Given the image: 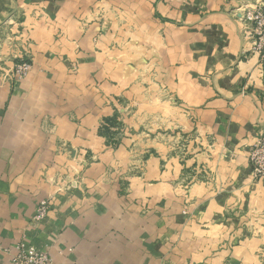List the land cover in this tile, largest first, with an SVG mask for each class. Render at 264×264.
<instances>
[{
  "label": "crops",
  "instance_id": "crops-1",
  "mask_svg": "<svg viewBox=\"0 0 264 264\" xmlns=\"http://www.w3.org/2000/svg\"><path fill=\"white\" fill-rule=\"evenodd\" d=\"M241 2L0 0L9 55L33 58L0 80V264L20 242L53 264H264V58Z\"/></svg>",
  "mask_w": 264,
  "mask_h": 264
},
{
  "label": "built area",
  "instance_id": "built-area-1",
  "mask_svg": "<svg viewBox=\"0 0 264 264\" xmlns=\"http://www.w3.org/2000/svg\"><path fill=\"white\" fill-rule=\"evenodd\" d=\"M241 20L243 29H252L250 35L252 43V52H256L264 58V0L257 1L254 6L249 7L244 4ZM248 34V32H247ZM30 68L29 62L23 60L17 63L13 70L15 75L22 77L27 74ZM249 162L251 165V173L254 179L264 178V132H261L256 137V140L251 146L249 153ZM50 201L44 200L41 202L36 215L37 219H43L48 213ZM12 264H53L52 258L47 253L29 246L24 242L17 245L16 251L12 253Z\"/></svg>",
  "mask_w": 264,
  "mask_h": 264
},
{
  "label": "rangeland",
  "instance_id": "rangeland-1",
  "mask_svg": "<svg viewBox=\"0 0 264 264\" xmlns=\"http://www.w3.org/2000/svg\"><path fill=\"white\" fill-rule=\"evenodd\" d=\"M241 1H242L241 4L236 9L240 13L239 14V20H240V24H241L240 29L242 30V41L248 47L250 45V48L252 49V47H251L252 46V43H251L252 39L250 38L249 34H251L253 32V30L249 29V28H247V30L243 29V24H242V20H241V16H243L242 15V10H243V6L242 5L248 4L249 7H251V6H254L257 3V1H261V0H241ZM95 12L97 13V16L100 18V20H104V18H105L107 13H111L112 16H115V17H117L120 14L119 8L114 6V5H111L109 3H108V5L105 4V6L103 5V6L97 7ZM92 19L94 20L95 18H92ZM10 32H11V30H10ZM10 32L6 33L5 35H4V33L3 34L0 33V53L2 54V51L3 52L5 51L4 54H3V59L0 56V80L2 81L1 83L18 81V80L22 79L23 77H25L29 73V71L31 70L32 65H33V58L30 55L29 49H25L24 48V44H22L21 53L17 54L15 57H14L15 54H10L12 56V60L14 59L13 67H11L9 64H7V61H8V63H10V60H11V56L9 55V49H10L9 42L11 40H16V34H18L19 31L15 35L11 34ZM247 32H248V34H247ZM20 34L23 36L22 32ZM23 60H27L29 62L30 68H29V70H28L26 75H24L22 77H19V76L15 75V72H14L15 70H13V69H14V67H15V65L17 63H20ZM115 122H116L115 126L114 125L112 126L111 122L108 123V128L109 127H112V128L115 127V130H113L114 131L113 135L115 134V137L111 136V133H110V137L112 139L111 145L113 147H116V142H117V139H118L117 137L119 136V134L122 133L123 128H124L122 120H119V121L115 120ZM116 129H119V130L116 131ZM171 130H173V129H171ZM171 130L167 129L165 134H168L169 132H172ZM105 133L107 135L109 134L108 131H103L102 136L105 137ZM116 134H118V135H116ZM251 176H252V173H251ZM47 201H50V200H47ZM41 202H40V204H41ZM51 206L52 205H51V201H50V206H49L48 212L50 211V207ZM257 254L259 255V258H261L262 261H264V249H259L257 251Z\"/></svg>",
  "mask_w": 264,
  "mask_h": 264
}]
</instances>
